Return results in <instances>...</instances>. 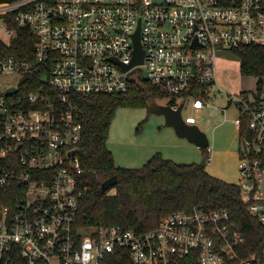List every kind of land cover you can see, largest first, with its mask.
Here are the masks:
<instances>
[{
  "label": "built area",
  "instance_id": "2783aa9c",
  "mask_svg": "<svg viewBox=\"0 0 264 264\" xmlns=\"http://www.w3.org/2000/svg\"><path fill=\"white\" fill-rule=\"evenodd\" d=\"M25 29L36 38L32 55H10ZM138 31L144 61L125 71ZM250 46H264V0H0V80L14 79L0 81V264H264V250L242 254L246 238L226 210L173 212L145 232L77 224L83 128L74 97L126 94L143 75L183 99L169 105L190 98L201 110L218 50ZM234 103L239 132L251 116L238 186L264 226V105L245 94Z\"/></svg>",
  "mask_w": 264,
  "mask_h": 264
},
{
  "label": "trees",
  "instance_id": "16d2710c",
  "mask_svg": "<svg viewBox=\"0 0 264 264\" xmlns=\"http://www.w3.org/2000/svg\"><path fill=\"white\" fill-rule=\"evenodd\" d=\"M35 40L32 32L20 30L9 54L18 57L32 55ZM232 52L240 62L241 74L258 79L254 104L259 106L264 96V46L243 47ZM23 90L27 92L25 88ZM158 97L167 96L143 75L131 81L126 94L74 97L83 128L78 152L83 168L79 180L83 194L78 226L115 225L145 232L156 228L161 218L173 212H190L195 208L226 210L246 238L242 254L260 255L264 250V226L248 212L238 184L212 176L205 164L175 163L159 153L141 168L116 166L107 142L117 110L120 107L148 108ZM242 118L240 139L247 133L251 116L248 114ZM114 176L118 179L117 184L103 193V183ZM110 190L114 193L110 194ZM120 264H130L128 257Z\"/></svg>",
  "mask_w": 264,
  "mask_h": 264
},
{
  "label": "rangeland",
  "instance_id": "374dc122",
  "mask_svg": "<svg viewBox=\"0 0 264 264\" xmlns=\"http://www.w3.org/2000/svg\"><path fill=\"white\" fill-rule=\"evenodd\" d=\"M140 72L144 68L139 69ZM255 77L243 76L240 62L230 50H218L216 82L213 94L205 100L204 109L195 110L192 99L187 98L183 118L197 125L208 137L206 150L179 137L173 128L167 127L165 118L149 111V108L120 107L111 124L108 148L118 167L141 168L155 154L180 164H205L214 177L229 183L240 182L238 127L239 109L236 96L245 94L254 99L257 91ZM3 84H13L11 76H3ZM181 98L158 97L160 105L180 103ZM264 102V100H263ZM114 190H110L113 194Z\"/></svg>",
  "mask_w": 264,
  "mask_h": 264
},
{
  "label": "water",
  "instance_id": "95a60500",
  "mask_svg": "<svg viewBox=\"0 0 264 264\" xmlns=\"http://www.w3.org/2000/svg\"><path fill=\"white\" fill-rule=\"evenodd\" d=\"M134 46V58L130 65L123 66V69L125 71H128L135 65L143 64L144 50L140 42L139 31L137 32V34L134 35ZM13 92L14 89L9 90L8 94H11ZM262 100H264V96L262 97ZM148 108L151 113L156 114L158 116H163L165 118L166 126L173 128L179 137L187 139L189 142L195 144L200 148H206L209 146V139L207 135L197 125L189 124L183 118L182 112L184 108V103H181L178 107L174 108L171 105H160L156 102V100H153L149 104ZM250 137L251 130L248 129L246 133L247 140H250ZM117 181L118 179L116 176L110 178L109 180L103 183L101 191L103 193L106 192L111 187L115 186L117 184Z\"/></svg>",
  "mask_w": 264,
  "mask_h": 264
},
{
  "label": "crops",
  "instance_id": "0c3cea01",
  "mask_svg": "<svg viewBox=\"0 0 264 264\" xmlns=\"http://www.w3.org/2000/svg\"><path fill=\"white\" fill-rule=\"evenodd\" d=\"M260 105H264V102H263V100H262V102L260 103ZM238 136H239V138H238V142H239V144H240V132H239V130H238ZM240 147H241V145H240ZM239 150H240V148H239Z\"/></svg>",
  "mask_w": 264,
  "mask_h": 264
}]
</instances>
